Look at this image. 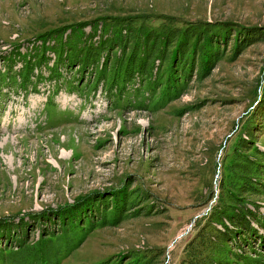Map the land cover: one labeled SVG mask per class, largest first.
Masks as SVG:
<instances>
[{"label": "rangeland", "instance_id": "obj_1", "mask_svg": "<svg viewBox=\"0 0 264 264\" xmlns=\"http://www.w3.org/2000/svg\"><path fill=\"white\" fill-rule=\"evenodd\" d=\"M199 234L264 264V0H0V264H184Z\"/></svg>", "mask_w": 264, "mask_h": 264}, {"label": "trees", "instance_id": "obj_2", "mask_svg": "<svg viewBox=\"0 0 264 264\" xmlns=\"http://www.w3.org/2000/svg\"><path fill=\"white\" fill-rule=\"evenodd\" d=\"M188 245L187 251L189 250V257L186 258L184 264H200V256L201 259L205 257L204 253L212 245V241L208 236L199 234Z\"/></svg>", "mask_w": 264, "mask_h": 264}]
</instances>
